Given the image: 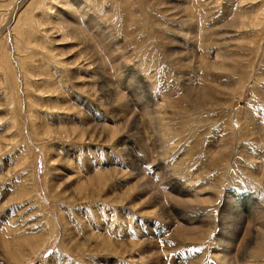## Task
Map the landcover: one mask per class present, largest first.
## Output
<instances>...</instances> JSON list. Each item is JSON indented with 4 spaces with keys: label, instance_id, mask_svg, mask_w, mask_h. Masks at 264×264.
<instances>
[{
    "label": "rangeland",
    "instance_id": "obj_1",
    "mask_svg": "<svg viewBox=\"0 0 264 264\" xmlns=\"http://www.w3.org/2000/svg\"><path fill=\"white\" fill-rule=\"evenodd\" d=\"M72 1L0 0V264H223L220 231L195 224L228 196L245 217L264 210V0ZM99 65L137 130L109 108ZM135 169L197 203L141 212L122 194ZM113 171L102 193L85 185ZM243 249L234 264H264V243Z\"/></svg>",
    "mask_w": 264,
    "mask_h": 264
},
{
    "label": "bare ground",
    "instance_id": "obj_2",
    "mask_svg": "<svg viewBox=\"0 0 264 264\" xmlns=\"http://www.w3.org/2000/svg\"><path fill=\"white\" fill-rule=\"evenodd\" d=\"M44 1H46V0H44ZM92 2H93V0H91ZM182 1V0H181ZM43 2V1H42ZM70 2V1H69ZM73 2V4L74 5H76V6H78V4H82L83 3V0H73L72 1ZM182 2H186V1H182ZM257 2V1H256ZM255 2V3H256ZM263 2V1H262ZM44 3V2H43ZM61 3V2H60ZM254 3V4H255ZM91 4L92 3H90V6H91ZM47 5H48V3H47ZM95 5V4H94ZM183 5V4H182ZM44 6V5H43ZM52 6V5H51ZM183 6H185V5H183ZM53 7V6H52ZM52 7H50L49 6V8H52ZM47 8V7H46ZM39 10V9H38ZM65 10V9H64ZM78 10V9H77ZM184 10V9H183ZM187 10V9H186ZM42 11V10H41ZM57 11H58V9H57ZM35 12H36V9H35ZM61 12V11H60ZM64 12V11H63ZM86 12V11H85ZM37 13V12H36ZM67 13V12H66ZM42 14V13H41ZM52 14H54V13H52ZM85 14V13H84ZM88 14V13H87ZM101 14V13H100ZM63 15V14H62ZM72 15H73V13H72ZM75 15V14H74ZM50 16V15H49ZM54 16H56V14L54 15ZM61 16V15H60ZM94 16V15H93ZM29 17V16H28ZM51 17V16H50ZM53 17V16H52ZM57 17V16H56ZM62 17V16H61ZM75 17V16H74ZM186 17V16H185ZM189 17V16H188ZM48 18V17H47ZM76 18V17H75ZM80 18V17H79ZM96 18V17H95ZM52 19V18H51ZM57 19V18H56ZM58 20H59V18H58ZM61 20V19H60ZM63 20V19H62ZM188 20V19H187ZM51 21V20H50ZM74 21V20H73ZM100 21V20H99ZM57 22V21H56ZM62 22V21H61ZM65 22H67V21H65ZM70 22V21H69ZM81 22H82V19H81ZM36 23H37V21H36ZM46 23V22H45ZM60 24V23H59ZM66 24V23H65ZM78 24H79V22H78ZM77 24V18H76V21H75V24L73 23L72 24V22L70 23V24H66V25H69V26H66V28L67 27H70V28H68L69 30H68V32L72 29V31H74V30H77L76 31V33H77V35L79 36L80 34L87 40L88 39V37L79 29V25ZM81 25H82V23H81ZM65 26H63V28L65 27ZM38 27V26H37ZM84 28H85V26H83ZM42 28V27H41ZM92 28H93V31L91 32V33H93L98 39L97 40H100L101 42H103V43H105V40H106V38L109 36L108 34H107V32H106V30L104 29V27L100 24V23H97V24H95V25H93L92 24ZM60 29V28H59ZM82 29V28H81ZM89 29H90V27H89ZM61 30V29H60ZM67 30V29H66ZM89 31V30H88ZM54 32V31H53ZM64 33V32H63ZM70 33H72V32H70ZM48 34H50V33H48ZM47 34V35H48ZM59 34V33H58ZM68 34V33H67ZM66 34V35H67ZM92 34V35H93ZM74 34H72V36H73ZM76 36V35H75ZM66 38V36H65V33L64 34H62V41L64 40ZM82 38V37H81ZM109 38H110V36H109ZM45 39V38H44ZM68 39V38H67ZM66 39V40H67ZM70 39V38H69ZM90 39V38H89ZM91 40V39H90ZM94 40V39H93ZM93 40H91L92 41V43H93ZM52 41V40H51ZM77 41V40H76ZM84 42V41H83ZM86 43V42H85ZM96 43V42H95ZM97 43H98V41H97ZM110 43V42H109ZM77 44V43H76ZM88 44V43H87ZM101 44V46H102V43H100ZM89 45V44H88ZM91 45V44H90ZM113 45V44H112ZM104 47V46H103ZM95 48V47H94ZM218 50V49H217ZM107 51V50H106ZM110 51V50H109ZM111 52V51H110ZM83 53V52H82ZM95 53V52H94ZM110 54V53H109ZM108 54V55H109ZM131 55V54H130ZM93 56V55H92ZM96 57H98V56H96ZM84 58V57H83ZM83 58H81V59H83ZM88 58V57H87ZM72 59V58H71ZM70 59V60H71ZM89 59V58H88ZM99 59V58H98ZM86 61V60H85ZM115 62H117V64H116V66H115V69H116V71H118V70H120V68H121V65L118 63L119 61H117L116 59L114 60ZM91 62V61H90ZM71 63V62H70ZM92 63V62H91ZM99 64H101V61H99ZM100 66V65H99ZM103 65H101L100 67H98V68H100L101 70H102V67ZM135 67V66H134ZM53 69V68H52ZM107 69V68H106ZM106 69H103L101 72V75H102V79L104 80V83H103V86L105 87L104 88V90H105V93H106V97L105 96H103V97H105L106 99H108V101H109V104H110V107L109 108H114L117 112H119V114L121 113V115H122V117L128 122V121H130L132 124H134L135 125V127H136V130H137V126H138V123H140V121L138 122L137 120V124H136V121H134V119H135V114L132 112V111H130V110H128L129 109V106L126 104L127 103V101H126V98H125V96H123V93H125V92H123V93H121L116 87H114L113 85L114 84H111V82H110V79H109V74H107L106 73ZM122 69H124V68H122ZM104 70H106L105 72H104ZM59 71V70H58ZM125 71V70H124ZM74 74V73H73ZM134 75V74H133ZM132 75V76H133ZM72 79V78H71ZM140 79H142V78H140ZM40 80V79H39ZM116 82V81H115ZM113 83V82H112ZM136 83V82H135ZM77 84V83H76ZM128 84V83H127ZM126 84V85H127ZM79 85V84H78ZM146 85V84H145ZM45 86V85H44ZM52 87V86H51ZM97 87V86H96ZM101 88H102V86H100ZM99 87V88H100ZM142 88V87H141ZM49 89V88H48ZM103 89V88H102ZM126 89V88H125ZM103 91V90H102ZM140 91V90H139ZM69 92V91H68ZM99 92V94L101 93L100 92V90L98 91ZM48 93V92H47ZM46 93V94H47ZM142 93V92H141ZM102 94V93H101ZM134 94H136V93H134ZM138 94V93H137ZM53 95V94H52ZM95 95V94H94ZM93 96V95H92ZM97 96H99V95H97ZM96 97V96H95ZM134 97H136L135 95H134ZM139 98L141 97V96H138ZM147 97V96H146ZM145 98V97H144ZM106 99H105V102H108V101H106ZM128 99V98H127ZM192 100V99H191ZM143 101V100H142ZM199 101V100H198ZM141 102V101H140ZM143 102H145V101H143ZM61 103V102H60ZM59 103V104H60ZM108 104V103H107ZM142 104V103H141ZM6 105V104H5ZM106 105V104H105ZM56 106V105H55ZM54 106V107H55ZM8 107V106H7ZM58 107V106H57ZM66 107V106H65ZM153 107V106H152ZM52 109H53V107H51ZM56 108V107H55ZM150 108V104H145V105H143V108H142V111H144L147 115H145V116H147V118H148V120L149 121H151V120H155V117L154 116H151V119H149V114L151 113V115L153 114V111L151 110V109H149ZM112 110V109H111ZM128 110V111H127ZM70 111V110H69ZM84 111H82V113H83ZM80 114V113H79ZM131 114V115H130ZM140 114V113H139ZM138 115V114H137ZM142 115V114H141ZM141 115L139 116V117H141ZM144 115V114H143ZM142 115V116H143ZM156 115V114H155ZM89 116V115H88ZM144 116V117H145ZM113 117V116H112ZM138 117V118H139ZM123 118H122V120H123ZM143 118V117H142ZM157 119V118H156ZM124 120V122L127 124V122ZM139 120V119H138ZM118 122V121H117ZM146 122V121H145ZM148 122V121H147ZM154 121H152V123H153ZM46 123V122H45ZM151 123V124H152ZM253 123V122H252ZM122 124H123V122H122ZM141 124V123H140ZM155 124V123H154ZM153 124V125H154ZM157 124V123H156ZM159 124V123H158ZM125 125V124H124ZM130 125V124H129ZM145 125H149V124H147V123H145ZM121 126V125H120ZM119 126V127H120ZM152 126V125H151ZM155 126V125H154ZM152 127V129H155V127ZM36 127V126H35ZM92 127V126H91ZM105 127V126H104ZM128 127V126H127ZM127 127H126V129H127ZM140 127V126H139ZM93 128V127H92ZM101 128V127H100ZM125 128V127H124ZM129 128V127H128ZM94 129V128H93ZM106 129V128H105ZM131 129V128H130ZM157 129V128H156ZM155 129V130H156ZM95 130V129H94ZM123 130V129H122ZM60 131V130H59ZM61 131H63V130H61ZM61 131H60V133H61ZM114 131V130H113ZM104 132H105V130H104ZM103 132V133H104ZM148 132H150V131H148ZM65 133V132H64ZM63 133V134H64ZM71 133V132H70ZM85 133H88V131L86 130L85 131ZM155 133H156V131H155ZM154 133V134H155ZM158 133V132H157ZM124 134H125V132H124ZM140 134V133H139ZM152 134V133H151ZM150 134V135H151ZM67 135V134H66ZM116 135V134H115ZM142 135V134H141ZM150 135H149V137H150ZM261 135V134H260ZM65 136V135H64ZM92 136V135H91ZM90 136V137H91ZM113 136V135H112ZM111 136V137H112ZM140 136V135H139ZM155 136H157V135H155ZM142 136H140V138H141ZM154 137V136H153ZM217 137V136H216ZM139 138V137H138ZM137 138V139H138ZM139 138V139H140ZM116 139V138H115ZM151 139V138H150ZM145 141V140H144ZM141 142V141H140ZM154 142V141H153ZM144 143V142H143ZM143 143H142V145H143ZM146 144H147V142H145ZM145 143H144V145H145ZM228 143V142H227ZM119 145V144H118ZM2 146V145H1ZM147 146V145H146ZM121 148H124V147H121ZM141 148V147H140ZM126 149V148H125ZM133 149V148H132ZM126 151V150H125ZM125 151H123V152H125ZM239 151V150H238ZM122 152V151H121ZM120 152V153H121ZM130 154V153H129ZM132 154V153H131ZM138 154V153H137ZM241 155V154H240ZM261 155V154H260ZM131 156V155H130ZM258 156V155H257ZM262 156V155H261ZM138 157V156H137ZM264 158V157H263ZM56 160V159H55ZM239 164V163H238ZM137 165V164H136ZM262 165V164H261ZM132 166V165H131ZM255 168V167H254ZM256 168H258L257 166H256ZM138 169V168H137ZM141 170H142V168H141ZM135 171H136V169H135ZM256 172H258V171H256ZM118 173L119 172H114L113 171V173H112V177L111 178H109L108 177V174L106 173L105 175H103L102 177H100V176H98V175H95V176H92L91 178H90V180L89 181H87L86 183H85V185L87 186V187H89V188H92V187H96L97 189H99L100 190V193H102L103 191H104V187L106 186H104V182L107 180L108 182H111V180L112 179H114V178H117V175H118ZM155 173V172H154ZM182 173V172H181ZM185 173V172H184ZM249 173V172H248ZM260 173V172H259ZM123 175L124 174H126V173H122ZM256 174V173H255ZM258 174V173H257ZM262 174V173H261ZM252 176H254L255 177V175H252ZM135 177H137L136 179H135ZM135 177H134V179H135V182L133 181V184H132V182H131V186H130V188H129V190H127V191H125V192H122V194L123 195H125V194H128L129 192L131 193L132 191L134 192L133 194H135V200H136V202H137V206H140L139 207V209L141 208V212H142V210L144 209V210H147L146 208H148V207H151V208H153V207H156V205H159L160 207H161V211L157 208V211H156V213L158 212V213H160V215H161V217H163V218H165V217H171L170 216V211H168V210H166L165 208H164V203L163 202H166V203H170V202H179V201H182L183 199L184 200H186V198H188V200H189V198H191V197H189V196H196V195H194V194H191V192H190V194L188 193V197H186V198H183V197H180L179 196V194H177V193H175V191L171 188V189H169L168 191H169V193H165V191H164V193H163V191H161L160 189H165V188H158V184L156 185L154 182H153V179L154 178H151L150 176H148V177H146V176H144V174H143V172L142 171H136L135 172ZM155 177H157V174L155 173ZM52 178V177H51ZM50 179V178H49ZM117 180H118V178H117ZM125 181V180H124ZM127 181V180H126ZM125 181V182H126ZM186 181V180H185ZM234 181V180H233ZM66 182V181H65ZM113 182V181H112ZM67 183V182H66ZM129 183V182H128ZM59 184H61L62 185V183L60 182ZM79 184V183H78ZM81 184V183H80ZM107 184H109V183H107ZM119 184V183H118ZM117 184V185H118ZM110 185V184H109ZM108 185V186H109ZM112 185V184H111ZM110 185V186H111ZM117 185H115V186H117ZM120 185V184H119ZM118 185V186H119ZM186 185V184H185ZM104 186V187H103ZM215 186V185H214ZM83 187V186H82ZM122 187V186H121ZM165 187H166V185H165ZM186 187V186H185ZM216 187V186H215ZM191 188V187H190ZM189 188V189H190ZM236 188V187H235ZM261 188V187H260ZM73 189V188H72ZM72 189H71V191H72ZM81 189H83V188H81ZM180 189V188H179ZM259 189V188H258ZM257 189V190H258ZM79 190V189H78ZM167 190V189H166ZM183 190V189H182ZM185 190V189H184ZM81 191V190H80ZM79 191V192H80ZM84 191V190H83ZM180 191H181V189H180ZM188 191V190H187ZM263 191V190H262ZM76 192V191H75ZM92 192V191H91ZM99 192V191H98ZM108 192H109V194H111L112 196H114V193H112V192H110L109 190H108ZM244 192V191H243ZM90 193V192H89ZM94 193V192H93ZM182 193V192H181ZM78 194H80V193H77V195ZM85 194V193H84ZM177 194V195H176ZM264 194V193H263ZM61 195V194H60ZM81 195V194H80ZM108 195V194H107ZM122 195V196H123ZM129 195V194H128ZM180 195H182V196H184V194H180ZM223 195V194H222ZM85 196H86V194H85ZM91 196H92V194H91ZM97 196H99V195H97ZM104 196V195H103ZM111 196V197H112ZM127 196V195H126ZM218 196V195H217ZM74 197V196H73ZM105 197V196H104ZM164 197H165V199H166V201L164 200ZM229 197V198H228ZM227 197V200H225V198L223 199V202H221V205L219 204V206H217V215H215V213H214V211L212 212V211H210L211 212V215H210V213L209 212H207V213H209V215H207V218H205L204 217V219L202 220L201 219V221L199 222V223H197V224H195V225H200V226H195L196 228H198L199 229V227H202L203 228V230H205V228H206V230L208 229L209 231H211V232H213V231H215V230H219L220 232H218L217 234H218V237L216 238V240L219 242V245L221 246L220 247V249L222 248V250L220 251V253H221V255L219 256V257H217L216 255V258H217V260L218 261H221L223 264H231V263H233L234 264V262H232V257L234 258V255H236L242 248H244L243 250H245L246 249V251H247V248H250V246L251 245H253L254 247H257V246H259L261 243H264V235H263V230H264V210L262 209V207H259V208H257L255 211L254 210H252V211H254L253 213H252V211L250 212V214L248 213V217H245L244 215H242L241 213H240V210H239V208L238 207H236L235 206V202L233 201V199H231V197L230 196H228ZM76 198H77V196H76ZM115 198H117L116 199V201L118 200V199H121L120 197H115ZM132 198V197H131ZM195 198V197H194ZM191 200H194L195 201V199H192L191 198ZM119 201V200H118ZM117 201V202H118ZM120 201H122V200H120ZM126 201H127V198H126ZM190 201V200H189ZM115 202V201H114ZM193 202V201H192ZM196 202V201H195ZM120 203V202H119ZM190 203V202H189ZM197 203V202H196ZM132 204V203H131ZM130 204V205H131ZM188 204V203H187ZM231 204H233L234 205V208L232 209L230 206H231ZM260 206V205H259ZM251 207V206H250ZM150 208V209H151ZM264 208V207H263ZM199 210V209H198ZM203 210V209H202ZM242 210V209H241ZM248 210V209H247ZM155 211V210H154ZM166 211V212H165ZM186 211H189V210H186ZM196 211H197V209H196ZM195 211V212H196ZM190 212V211H189ZM145 213H147V214H149V213H151V211L149 210V211H146ZM181 213L183 214V212H182V210H181ZM180 213V214H181ZM193 214H194V212H192ZM192 213H191V215H192ZM196 213H199V212H196ZM200 213H202V212H200ZM204 213V212H203ZM202 213V214H203ZM152 214V213H151ZM190 213H188V215H189ZM158 215V214H157ZM160 215H158L159 217H160ZM184 215V214H183ZM204 215V214H203ZM205 216H206V214H205ZM208 216H211V218H209L208 219ZM247 216V215H246ZM201 217V216H200ZM199 217V218H200ZM215 217H216V219H215ZM174 218V217H173ZM197 218V217H196ZM198 218V219H199ZM162 219V218H161ZM172 219V218H171ZM180 220H184L185 222H187V223H190L191 221H193V220H191L190 218H188L187 217V215L186 216H181L180 218H179ZM194 219V218H193ZM165 220V219H164ZM167 220V219H166ZM195 221V220H194ZM193 221V222H194ZM151 222V221H150ZM172 222V221H171ZM175 222V221H174ZM173 222V223H174ZM193 222H191V223H193ZM215 222L217 223V225H216V227H215ZM65 223V222H64ZM176 223V222H175ZM66 224H67V222H66ZM64 225V224H63ZM70 225V224H69ZM163 227V226H162ZM194 227V226H193ZM181 228V227H180ZM196 228H194L195 230H197ZM67 229V228H66ZM193 229V230H194ZM179 230V229H178ZM182 230V229H181ZM189 230V229H188ZM192 232V231H191ZM205 232V231H204ZM210 232V233H211ZM70 233V232H69ZM196 233V232H195ZM202 233V232H201ZM206 233V232H205ZM181 234V233H180ZM207 234H208V231H207ZM89 235V234H88ZM197 235L198 236H200L199 235V233H197ZM49 236V235H48ZM71 236V235H70ZM75 236V235H74ZM99 236V235H98ZM194 236V235H193ZM66 237V236H65ZM92 237V236H91ZM77 239V237H73V239ZM86 238H88V236L86 237ZM93 238H96L95 236L93 237ZM197 236H196V240H197ZM200 238V237H199ZM66 239V238H65ZM74 239V240H75ZM85 238H83V240H82V242L84 241V242H86L85 240H84ZM98 239V238H97ZM96 239V240H97ZM254 239V240H253ZM69 242L71 241L69 238L67 239ZM66 240V241H67ZM80 240V239H79ZM88 240V239H87ZM16 241V240H15ZM98 241V240H97ZM103 241V240H102ZM117 241V240H116ZM115 241V242H116ZM149 241V240H148ZM19 242V241H18ZM72 242H74V241H72ZM93 242H96L95 240L93 241ZM112 242V241H111ZM145 242V241H144ZM144 242H143V244H144ZM101 243V242H100ZM166 243V242H165ZM168 243V242H167ZM86 244H87V242H86ZM91 244V243H90ZM89 244V245H90ZM110 244H113V243H110ZM117 244H118V242H117ZM142 244V245H143ZM147 244H149V242H146V245ZM175 244V243H174ZM127 245L128 246H130V247H132V245H129L128 243H127ZM217 245V244H216ZM94 246V245H93ZM96 246V245H95ZM104 246V248H106V246H108V248H109V243H106L105 242V245H103ZM101 247V246H100ZM122 247V246H121ZM261 247V246H260ZM94 248V247H93ZM96 248H99V247H97L96 246ZM95 248V249H96ZM126 248V247H125ZM137 248H139V247H137ZM148 248V247H147ZM146 248V249H147ZM153 248V247H152ZM219 248V247H218ZM101 249V248H100ZM111 249V248H110ZM141 249H142V247H141ZM140 249V250H141ZM145 249V248H144ZM149 249V248H148ZM213 249H215V247H213ZM256 249V248H255ZM91 250V249H90ZM93 250V249H92ZM113 250V249H112ZM111 250V251H112ZM109 251V250H108ZM107 251V252H108ZM149 251V250H148ZM215 251H216V249H215ZM92 252V251H91ZM94 252V251H93ZM153 252V251H152ZM217 252V251H216ZM216 252H214L213 253V255L216 253ZM243 252V251H242ZM256 252H257V250H256ZM142 253H144V252H142ZM235 253V254H234ZM246 253V252H245ZM249 253H250V251H249ZM252 253V252H251ZM108 254V253H107ZM208 254V253H207ZM247 254V253H246ZM261 254V253H260ZM114 255V254H113ZM150 255H151V253H150ZM239 255V254H238ZM249 255V254H248ZM241 257V256H240ZM256 257V256H255ZM159 257H158V261H159ZM215 259V258H214ZM238 259H241V258H239L238 257ZM252 259V258H251ZM243 260V259H242ZM241 260V261H242ZM256 260V259H255ZM158 261H157V263H158ZM249 261V260H248ZM260 261V260H259ZM161 262V261H160ZM243 262V261H242ZM252 262V261H251ZM263 262V261H262ZM236 263V262H235ZM159 264V263H158ZM162 264V263H161ZM242 264H245V262H243ZM252 264V263H251ZM254 264H256V263H254Z\"/></svg>",
    "mask_w": 264,
    "mask_h": 264
}]
</instances>
